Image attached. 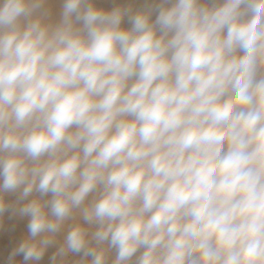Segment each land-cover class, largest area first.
<instances>
[{
    "label": "clouds",
    "instance_id": "clouds-1",
    "mask_svg": "<svg viewBox=\"0 0 264 264\" xmlns=\"http://www.w3.org/2000/svg\"><path fill=\"white\" fill-rule=\"evenodd\" d=\"M54 2L0 0L6 264H264V0Z\"/></svg>",
    "mask_w": 264,
    "mask_h": 264
},
{
    "label": "rangeland",
    "instance_id": "rangeland-1",
    "mask_svg": "<svg viewBox=\"0 0 264 264\" xmlns=\"http://www.w3.org/2000/svg\"><path fill=\"white\" fill-rule=\"evenodd\" d=\"M93 3L97 8L111 11L113 7H124V5H127L130 2L129 0H93ZM51 7L53 8L54 13L58 14V0L57 2L52 3ZM121 27L123 28V21ZM15 199V194L5 195L6 202H13ZM27 234V218L14 217L9 219V214L5 213L3 224L0 226V264H6L8 254L24 237L27 236ZM54 251L55 247H50L39 264H50L49 258ZM114 255L115 253H113V257ZM15 259L16 264H22V256H17Z\"/></svg>",
    "mask_w": 264,
    "mask_h": 264
},
{
    "label": "crops",
    "instance_id": "crops-1",
    "mask_svg": "<svg viewBox=\"0 0 264 264\" xmlns=\"http://www.w3.org/2000/svg\"><path fill=\"white\" fill-rule=\"evenodd\" d=\"M130 3L127 5H124V7L131 6L133 10L141 9L145 6V0L139 1V0H129ZM152 19L155 20V15L152 16ZM131 25L128 23L127 17L124 18L123 20V28L127 29L130 28Z\"/></svg>",
    "mask_w": 264,
    "mask_h": 264
},
{
    "label": "bare ground",
    "instance_id": "bare-ground-1",
    "mask_svg": "<svg viewBox=\"0 0 264 264\" xmlns=\"http://www.w3.org/2000/svg\"><path fill=\"white\" fill-rule=\"evenodd\" d=\"M140 1V0H139ZM141 1H143V0H141Z\"/></svg>",
    "mask_w": 264,
    "mask_h": 264
}]
</instances>
